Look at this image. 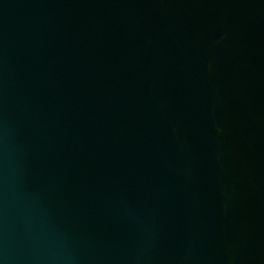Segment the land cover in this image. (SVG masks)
I'll use <instances>...</instances> for the list:
<instances>
[{"label":"water","instance_id":"obj_1","mask_svg":"<svg viewBox=\"0 0 264 264\" xmlns=\"http://www.w3.org/2000/svg\"><path fill=\"white\" fill-rule=\"evenodd\" d=\"M0 264H264V0H0Z\"/></svg>","mask_w":264,"mask_h":264}]
</instances>
